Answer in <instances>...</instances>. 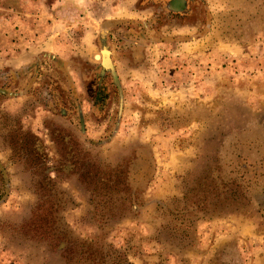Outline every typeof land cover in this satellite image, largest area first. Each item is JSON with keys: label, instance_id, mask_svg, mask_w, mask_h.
I'll list each match as a JSON object with an SVG mask.
<instances>
[{"label": "rangeland", "instance_id": "1", "mask_svg": "<svg viewBox=\"0 0 264 264\" xmlns=\"http://www.w3.org/2000/svg\"><path fill=\"white\" fill-rule=\"evenodd\" d=\"M0 264H264V0H0Z\"/></svg>", "mask_w": 264, "mask_h": 264}, {"label": "crops", "instance_id": "2", "mask_svg": "<svg viewBox=\"0 0 264 264\" xmlns=\"http://www.w3.org/2000/svg\"><path fill=\"white\" fill-rule=\"evenodd\" d=\"M63 17L61 18L57 23H60V25H63L65 27V24L78 23L83 18V9L77 6H69L67 9H63ZM41 18V23H42ZM27 30V31H26ZM20 28L18 31H21L20 38L18 37L16 41H13L10 39V50L12 52L11 55V62L15 67H21L24 66L30 62H32L35 57L38 56L39 53H42L44 51H48L50 48V38L55 37V33L57 31L51 30L49 27H42L41 30H38L37 37L35 38V43L33 42L34 39H32V32L34 29H31V26L27 29ZM36 30V31H37ZM54 33V35H52ZM18 34V33H16ZM2 49V48H1ZM5 50V49H4Z\"/></svg>", "mask_w": 264, "mask_h": 264}, {"label": "trees", "instance_id": "3", "mask_svg": "<svg viewBox=\"0 0 264 264\" xmlns=\"http://www.w3.org/2000/svg\"><path fill=\"white\" fill-rule=\"evenodd\" d=\"M103 64H104L105 66H107V67L112 71L111 64H110L109 62H107V60H104V61H103Z\"/></svg>", "mask_w": 264, "mask_h": 264}]
</instances>
